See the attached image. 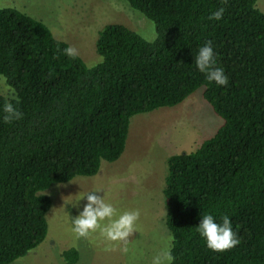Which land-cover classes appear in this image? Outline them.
<instances>
[{
    "label": "trees",
    "instance_id": "16d2710c",
    "mask_svg": "<svg viewBox=\"0 0 264 264\" xmlns=\"http://www.w3.org/2000/svg\"><path fill=\"white\" fill-rule=\"evenodd\" d=\"M155 25L140 32L110 24L99 33L100 62L69 58L66 42L27 14L0 8V264L36 250L48 234L52 200L44 193L94 177L118 161L131 119L173 108L203 90L223 120L191 153L167 160L166 225L173 264H264V13L258 0H126ZM220 7L221 20H209ZM154 30V28H153ZM141 34V35H140ZM212 42L227 86L209 83L195 55ZM13 96H18L17 104ZM13 103L23 119L6 124ZM228 216L241 243L216 253L196 227L202 215ZM63 257L75 264L78 252Z\"/></svg>",
    "mask_w": 264,
    "mask_h": 264
},
{
    "label": "rangeland",
    "instance_id": "374dc122",
    "mask_svg": "<svg viewBox=\"0 0 264 264\" xmlns=\"http://www.w3.org/2000/svg\"><path fill=\"white\" fill-rule=\"evenodd\" d=\"M257 8L264 13V0ZM0 8H13L45 23L55 38L77 49L88 66L100 62L96 41L110 24H122L153 41L155 25L133 10L126 0H0ZM154 28V30H153ZM10 93L0 77V95ZM223 120L205 100L203 90L173 108H160L131 119L127 145L122 157L103 162L94 177H76L53 185L44 194L52 200L47 215L46 240L26 257L13 264H71L64 252L76 250L75 264H151L171 236L166 225L164 188L167 160L171 156L196 151L212 138ZM100 190L118 213L138 209L136 231L129 237L127 252L107 241L99 231L88 238H77L72 221L87 203L86 196ZM110 247L112 251H106Z\"/></svg>",
    "mask_w": 264,
    "mask_h": 264
},
{
    "label": "clouds",
    "instance_id": "9594fccd",
    "mask_svg": "<svg viewBox=\"0 0 264 264\" xmlns=\"http://www.w3.org/2000/svg\"><path fill=\"white\" fill-rule=\"evenodd\" d=\"M223 5H227L228 0H221ZM226 9L220 7L214 11L208 18L209 20L219 21L223 18ZM64 54L69 58H75L78 55L76 48L69 46L64 49ZM196 68L205 75L209 83L215 82L218 86H227L228 77L223 68L217 66L216 55L211 41H207L198 50L195 55ZM12 99L17 104L20 103L18 96ZM3 121L11 124L14 121L23 119V113L13 103L6 102L3 106ZM100 190L89 193L87 203L79 215L72 221V232L77 238H88L99 231L107 241L119 246L123 243L125 246L121 251L127 252V242L129 237L136 231V224L140 218L138 209L118 213L117 209L111 204L106 203V195L101 197L97 193ZM197 232L205 239L208 249L216 253L228 252L237 247L241 241L237 238L228 216L222 217V224L214 221L211 214L202 215L201 223L196 227ZM174 237H168V246L162 248L153 256L151 264H173L172 241ZM106 251L115 250L110 247Z\"/></svg>",
    "mask_w": 264,
    "mask_h": 264
}]
</instances>
